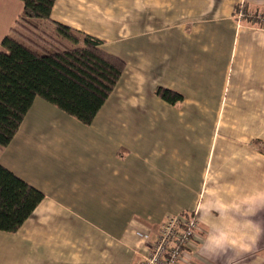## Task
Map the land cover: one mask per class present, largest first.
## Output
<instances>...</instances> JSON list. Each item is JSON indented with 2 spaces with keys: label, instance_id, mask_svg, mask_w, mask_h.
I'll use <instances>...</instances> for the list:
<instances>
[{
  "label": "crops",
  "instance_id": "crops-1",
  "mask_svg": "<svg viewBox=\"0 0 264 264\" xmlns=\"http://www.w3.org/2000/svg\"><path fill=\"white\" fill-rule=\"evenodd\" d=\"M242 3L264 12V0H56L51 19L102 39L126 70L91 124L37 98L0 147V164L44 193L17 231L0 230V264H141L166 218L196 209L188 264H264V28L238 25ZM23 7L0 0V50ZM124 87L142 114L109 102ZM221 204L259 225L248 250L202 246Z\"/></svg>",
  "mask_w": 264,
  "mask_h": 264
},
{
  "label": "trees",
  "instance_id": "trees-1",
  "mask_svg": "<svg viewBox=\"0 0 264 264\" xmlns=\"http://www.w3.org/2000/svg\"><path fill=\"white\" fill-rule=\"evenodd\" d=\"M22 1L20 25L37 27L35 19L49 20L61 41L45 47L32 38L26 43L11 34L2 40L0 147L12 141L37 98L91 124L126 70L124 58L105 50L102 39L52 20L56 0ZM156 94L171 103L182 100V94L163 87ZM43 198L41 190L0 164V230L17 231Z\"/></svg>",
  "mask_w": 264,
  "mask_h": 264
},
{
  "label": "built area",
  "instance_id": "built-area-1",
  "mask_svg": "<svg viewBox=\"0 0 264 264\" xmlns=\"http://www.w3.org/2000/svg\"><path fill=\"white\" fill-rule=\"evenodd\" d=\"M236 19L240 26L244 20L264 28V12H249L243 3L237 10ZM146 241L148 233L136 232ZM200 235L199 210L189 214H171L160 225L157 237L141 264H188L194 240Z\"/></svg>",
  "mask_w": 264,
  "mask_h": 264
},
{
  "label": "clouds",
  "instance_id": "clouds-1",
  "mask_svg": "<svg viewBox=\"0 0 264 264\" xmlns=\"http://www.w3.org/2000/svg\"><path fill=\"white\" fill-rule=\"evenodd\" d=\"M237 205L221 204L214 209L219 222L211 219H202L201 223L206 229V236L202 241V246L208 250H218L227 247L248 250L251 243H254L261 229L259 225H254L251 220L243 225L234 220L227 219V214ZM251 214H255L254 212ZM255 230L256 235H250L249 229Z\"/></svg>",
  "mask_w": 264,
  "mask_h": 264
},
{
  "label": "rangeland",
  "instance_id": "rangeland-1",
  "mask_svg": "<svg viewBox=\"0 0 264 264\" xmlns=\"http://www.w3.org/2000/svg\"><path fill=\"white\" fill-rule=\"evenodd\" d=\"M19 20H20V17L18 18L16 24L12 28V32L10 33L12 36H15L17 39H19L23 42H26V43H28V41H29L28 38H32L34 41L39 42L40 44H42L45 47H51L52 44L60 45L61 37L57 33L56 27L49 20L35 19L34 21H35L37 27L29 26V28H24L23 26H21L19 23ZM76 34H78V36H80V38H82V35H80L79 33H76ZM64 41H66V40H64ZM108 48L109 47H107V50H109ZM143 53H145V51ZM121 54L124 55V50L121 51ZM139 54H140V52H139ZM141 54H142V52H141ZM152 58L155 59L156 55L155 56H153V55L148 56V54H147V56L144 57L143 60H144V62H152V60H153ZM128 61L130 62V64L133 63L130 58L128 59ZM134 62H136V61H134ZM120 92L121 93H117V95H114L112 97V99H110L109 102H112V103L114 102L118 105L121 104V106L122 105H124V106L129 105V108H130L129 113L130 114H133V115L142 114V111L140 109L141 104H137L138 102H141V98L140 97L134 98L130 94L128 95L125 87L121 88ZM103 112L105 114L107 113L105 111V109ZM112 114H115V113H112ZM119 114H120L119 118H121V119L122 118L123 119H140V117L128 116L129 114L127 115V112L122 107H120L118 115Z\"/></svg>",
  "mask_w": 264,
  "mask_h": 264
},
{
  "label": "bare ground",
  "instance_id": "bare-ground-1",
  "mask_svg": "<svg viewBox=\"0 0 264 264\" xmlns=\"http://www.w3.org/2000/svg\"><path fill=\"white\" fill-rule=\"evenodd\" d=\"M148 233V232H147ZM149 234V233H148Z\"/></svg>",
  "mask_w": 264,
  "mask_h": 264
}]
</instances>
